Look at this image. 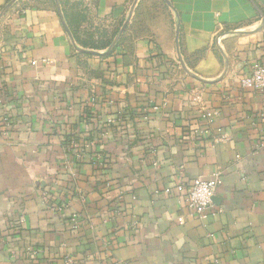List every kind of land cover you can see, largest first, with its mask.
Segmentation results:
<instances>
[{
  "label": "crops",
  "instance_id": "crops-1",
  "mask_svg": "<svg viewBox=\"0 0 264 264\" xmlns=\"http://www.w3.org/2000/svg\"><path fill=\"white\" fill-rule=\"evenodd\" d=\"M58 1L0 0V264H264V0Z\"/></svg>",
  "mask_w": 264,
  "mask_h": 264
},
{
  "label": "built area",
  "instance_id": "built-area-1",
  "mask_svg": "<svg viewBox=\"0 0 264 264\" xmlns=\"http://www.w3.org/2000/svg\"><path fill=\"white\" fill-rule=\"evenodd\" d=\"M241 86L251 88L264 93V63L254 61L250 65L249 71L243 75ZM219 115L218 110L207 111L205 118L207 121L214 120ZM71 144L77 146V142L72 140ZM84 149L82 148V152ZM218 181L216 178L207 180L202 177L196 178L188 187L181 188L182 201L194 212L202 213L213 203V197L217 189ZM182 221V219H179ZM78 217L72 218V224L77 227ZM29 255H34L37 250L30 247L27 251ZM59 264H77L75 258L70 253H63L59 259Z\"/></svg>",
  "mask_w": 264,
  "mask_h": 264
},
{
  "label": "water",
  "instance_id": "water-1",
  "mask_svg": "<svg viewBox=\"0 0 264 264\" xmlns=\"http://www.w3.org/2000/svg\"><path fill=\"white\" fill-rule=\"evenodd\" d=\"M57 2H59V1L57 0ZM9 6H10V5H8L7 7H5V9L1 12V14H0V18H1V16L5 13V11L9 8ZM134 7H135V4H134V6H133V8H132V10H131V12H130L129 18H131L132 14H133ZM63 20H64V19H63ZM128 22H129V19H128V20L123 24V26L121 27L120 31H119L118 34L116 35L115 40H114V42L112 43V45H111V47H110L109 50H112L113 47L115 46L116 42L121 38L123 32L125 31V29H126V27H127V25H128ZM262 25H264V19H263ZM66 27H67V26H66ZM67 29H68V31L70 32L69 28H67ZM177 32H178V34H179V29H178ZM178 39H179V35L177 36V41H178Z\"/></svg>",
  "mask_w": 264,
  "mask_h": 264
},
{
  "label": "trees",
  "instance_id": "trees-1",
  "mask_svg": "<svg viewBox=\"0 0 264 264\" xmlns=\"http://www.w3.org/2000/svg\"><path fill=\"white\" fill-rule=\"evenodd\" d=\"M105 55H107V54H105ZM109 55V54H108Z\"/></svg>",
  "mask_w": 264,
  "mask_h": 264
}]
</instances>
